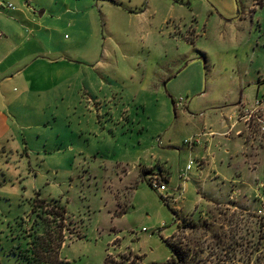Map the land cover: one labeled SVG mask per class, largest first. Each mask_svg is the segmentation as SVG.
I'll return each instance as SVG.
<instances>
[{
  "label": "rangeland",
  "instance_id": "obj_1",
  "mask_svg": "<svg viewBox=\"0 0 264 264\" xmlns=\"http://www.w3.org/2000/svg\"><path fill=\"white\" fill-rule=\"evenodd\" d=\"M0 2V264L41 202L64 209L69 264H165L167 241L264 264V104L241 108L239 138L224 117L232 93L264 102V0Z\"/></svg>",
  "mask_w": 264,
  "mask_h": 264
},
{
  "label": "trees",
  "instance_id": "obj_2",
  "mask_svg": "<svg viewBox=\"0 0 264 264\" xmlns=\"http://www.w3.org/2000/svg\"><path fill=\"white\" fill-rule=\"evenodd\" d=\"M40 203V202H39ZM41 202L39 214V222L33 232L28 233L30 239L29 246L20 255L18 264H69L68 261L61 257V249L64 244L62 236V228L60 222L66 220L63 208L56 205ZM50 208V209H48ZM53 208V210L51 209ZM50 218V219H49ZM171 250V256L165 264H207V260L200 258H191L188 249L167 241ZM130 264L140 262L139 256L124 257ZM103 264H112V261L107 257Z\"/></svg>",
  "mask_w": 264,
  "mask_h": 264
},
{
  "label": "crops",
  "instance_id": "obj_3",
  "mask_svg": "<svg viewBox=\"0 0 264 264\" xmlns=\"http://www.w3.org/2000/svg\"><path fill=\"white\" fill-rule=\"evenodd\" d=\"M255 8V9H254ZM253 8V13H256V7H254ZM8 10V9H7ZM29 12V11H28ZM253 17V16H252ZM29 18H31V17H29ZM252 20V19H251ZM240 21H244L243 19H240ZM238 22V21H237ZM35 23H37V21H36V19H35ZM260 23H261V21H260ZM252 24H254L253 23V20H252ZM264 27V25L263 24H260V29H262ZM253 30V29H252ZM32 32H34V30L32 29L31 30ZM252 33V32H251ZM34 34V33H33ZM261 37V36H260ZM262 40V37H261V39H260V41ZM258 42V45H259V43H261V42ZM232 46H234V45H232ZM256 73H257V75H258V77H260V79H263L264 80V67L263 66H258L257 67V71H256ZM249 74H251V73H245V76H247V75H249ZM244 78H246V77H244ZM242 83V82H241ZM241 85H243V83L241 84ZM40 94H42V93H40ZM248 93H246V92H241V93H232L230 96H232L233 98H231V104L226 108V109H224V112H225V114H224V117L227 119V121L230 123V130H229V132L227 133V135L228 136H231L232 137V132L231 131H233V130H236L237 128H238V130H237V132H236V137H238V135H239V132H241L240 131V129H239V126H240V115H241V108L244 110L245 108H252L251 106H250V104H249V101L247 100L248 99ZM257 100H258V98H257ZM263 102V101H262ZM263 104H264V102H263ZM184 106V105H183ZM182 106V107H183ZM262 107H263V105H262ZM184 109V108H183ZM186 109H188V107H186ZM0 127H2L3 128V133L2 134H4V133H6V135L9 133L8 132V130H9V119H8V117L6 116V114H5V112H4V110L0 107ZM207 137V136H206ZM239 138V137H238ZM199 140H200V138H198ZM208 142H211V139H209V141ZM207 142V143H208ZM201 143V140L199 141V142H197L196 141V143H194L192 146H190L189 148L190 149H192V147L194 146V147H196V146H198V144H200ZM187 144V143H186ZM154 161V158L153 159H150V160H147V162L145 163V164H140V165H144V166H153V162ZM190 161H193V160H190ZM144 163V162H143ZM166 163H167V161H166ZM139 165V166H140ZM194 166V165H193ZM133 168H134V170L136 171L137 170V167L136 166H133ZM192 169H193V167H192ZM191 169V170H192ZM190 170V171H191ZM181 171H184V170H181ZM190 171L188 172V173H190ZM154 172H156V171H154ZM164 171L163 170H161L160 172H159V175L161 176V177H164L163 179H164V181H165V183H167V184H171V176L169 175V180L167 181L166 180V175H164V173H163ZM129 173H131V171H129L128 172V174Z\"/></svg>",
  "mask_w": 264,
  "mask_h": 264
},
{
  "label": "built area",
  "instance_id": "obj_4",
  "mask_svg": "<svg viewBox=\"0 0 264 264\" xmlns=\"http://www.w3.org/2000/svg\"><path fill=\"white\" fill-rule=\"evenodd\" d=\"M0 9H8V10H14V6L12 4H5V3H1L0 2ZM263 105V102L260 101V100H257L256 103L254 104V106L252 108H245L243 110V112H245V116L246 117H250L252 116L253 114H255L256 112H258L260 110V108L262 107ZM260 122H263L262 120H259ZM262 130L264 132V124H263V127H262ZM197 142H199L197 140ZM186 143L190 144L191 146L196 143V141H194V139H191L189 141H186ZM194 165V162L193 161H190L185 169V172L184 174L187 175L188 172L192 169ZM150 185L152 188H154L155 190H157L159 193L161 194H164L168 191V188L165 184H163L160 180L159 177L155 176L153 178H151L150 180ZM263 211H264V205L262 206V209L259 211L260 214H263Z\"/></svg>",
  "mask_w": 264,
  "mask_h": 264
}]
</instances>
